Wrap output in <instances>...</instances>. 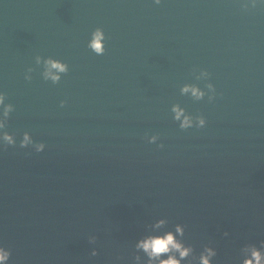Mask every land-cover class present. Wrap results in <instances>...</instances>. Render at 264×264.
Segmentation results:
<instances>
[{"label":"clouds","instance_id":"1","mask_svg":"<svg viewBox=\"0 0 264 264\" xmlns=\"http://www.w3.org/2000/svg\"><path fill=\"white\" fill-rule=\"evenodd\" d=\"M153 5L159 6L161 0H151ZM264 7V0H239V8L243 13L250 9ZM105 34L101 28L93 29L88 37L86 47L96 56H103L105 53ZM34 64L40 69V77L45 82L56 85L60 82L61 77L68 72V65L59 59L52 57H41L35 55ZM33 68L28 67L23 73V79L26 82L32 79ZM193 78L196 81H205L203 87L198 83H184L179 87V94L187 96L193 101H201L207 97L209 103L213 102L217 96L216 90L212 83H207L209 73L206 70H194ZM7 96L0 91V150L9 147L19 149H31L35 153H41L45 150L46 145L43 142H34L28 131L21 132L17 142V134L7 131V124L10 114L14 111V106L6 102ZM65 101L59 102V107L63 108ZM171 120L176 124L180 131L188 129H203L206 126V119L202 115H192L180 107L178 104H172L169 108ZM142 139L149 145H156L162 149L164 145L158 143L159 134L145 135ZM168 221L165 218L156 219L150 225L146 226V234L135 241L133 246L134 254L131 257L132 264H182L189 261L190 264H213L216 256L214 247L205 245L198 255L194 254L193 247L184 242V226L176 224L171 230H166ZM227 236L228 233H223ZM95 236L88 238L90 245L95 244ZM142 254V255H141ZM11 252L8 248L0 245V264H9ZM91 256H96V250L93 248ZM239 264H264V242L257 247L252 244H245L239 249Z\"/></svg>","mask_w":264,"mask_h":264},{"label":"water","instance_id":"2","mask_svg":"<svg viewBox=\"0 0 264 264\" xmlns=\"http://www.w3.org/2000/svg\"><path fill=\"white\" fill-rule=\"evenodd\" d=\"M91 1H123V0H0V7L29 6L35 4L91 2Z\"/></svg>","mask_w":264,"mask_h":264}]
</instances>
